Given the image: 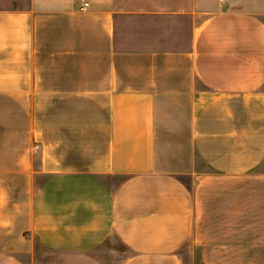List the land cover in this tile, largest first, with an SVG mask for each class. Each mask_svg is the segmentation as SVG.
I'll use <instances>...</instances> for the list:
<instances>
[{"label":"crops","instance_id":"0c3cea01","mask_svg":"<svg viewBox=\"0 0 264 264\" xmlns=\"http://www.w3.org/2000/svg\"><path fill=\"white\" fill-rule=\"evenodd\" d=\"M0 264H264V0H0Z\"/></svg>","mask_w":264,"mask_h":264},{"label":"rangeland","instance_id":"374dc122","mask_svg":"<svg viewBox=\"0 0 264 264\" xmlns=\"http://www.w3.org/2000/svg\"><path fill=\"white\" fill-rule=\"evenodd\" d=\"M251 113L256 114V112H251ZM39 150H40L39 144L38 143H35L34 146H33V151L34 152H39ZM36 162H38V159H37ZM36 167H37V164H36ZM48 169H49V166H48V163H47L45 165V167H43V170L48 171ZM47 179H48V174L43 173V178H42V184L43 185L45 184V182L47 181Z\"/></svg>","mask_w":264,"mask_h":264},{"label":"built area","instance_id":"2783aa9c","mask_svg":"<svg viewBox=\"0 0 264 264\" xmlns=\"http://www.w3.org/2000/svg\"><path fill=\"white\" fill-rule=\"evenodd\" d=\"M84 6H85V7H88V6H89V4H88V3H84Z\"/></svg>","mask_w":264,"mask_h":264}]
</instances>
